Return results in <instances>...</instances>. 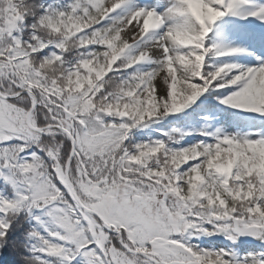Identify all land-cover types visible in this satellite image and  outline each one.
<instances>
[{
    "label": "snow or ice",
    "instance_id": "1",
    "mask_svg": "<svg viewBox=\"0 0 264 264\" xmlns=\"http://www.w3.org/2000/svg\"><path fill=\"white\" fill-rule=\"evenodd\" d=\"M0 184L8 264H264V3L0 0Z\"/></svg>",
    "mask_w": 264,
    "mask_h": 264
},
{
    "label": "trees",
    "instance_id": "2",
    "mask_svg": "<svg viewBox=\"0 0 264 264\" xmlns=\"http://www.w3.org/2000/svg\"><path fill=\"white\" fill-rule=\"evenodd\" d=\"M50 2V0H49ZM242 22L236 21L231 17H224L221 18L220 21H217V24L223 28L227 26L231 33L233 35H251L252 33L248 32L244 29ZM211 35V34H210ZM245 43H248L245 41ZM224 60H227L229 62H239L243 63L244 60L242 58V55L232 56V57H224L221 58ZM195 107V106H194ZM223 107H220V109H217V112L222 113ZM186 112H193V109L186 110ZM217 119H223L222 116H218ZM239 119H248L247 117H240ZM257 124H260L261 121H256ZM203 121H201L199 118H195L194 116L186 115L185 113H179L175 114L172 117L163 118L157 121H153L148 125L146 128H139L137 129V134L135 137H133L134 142L139 140H155V139H164L167 140L168 136H162L161 131L164 133H168L169 135L173 136L176 139H179V144H173V147H180L184 146L185 144L189 143H195L197 140V131L202 126ZM215 127L224 126L227 127L226 124H214ZM177 130V131H173ZM191 131L192 135L187 136L184 135L181 138V134L184 132ZM202 139V138H200ZM0 187H3L2 184H0ZM20 223H22V228L24 231H27L31 224L22 216L20 218ZM200 246L201 247H222L225 244H227V241L219 242L214 239V237H201L200 238ZM211 242V243H210ZM249 247H255L253 245ZM0 264H8V258L5 257L3 254H0Z\"/></svg>",
    "mask_w": 264,
    "mask_h": 264
},
{
    "label": "rangeland",
    "instance_id": "3",
    "mask_svg": "<svg viewBox=\"0 0 264 264\" xmlns=\"http://www.w3.org/2000/svg\"><path fill=\"white\" fill-rule=\"evenodd\" d=\"M259 2H260V3H264V0H259ZM236 18H237V17H236ZM237 19H239V18H237ZM249 19L253 20L254 18L249 17ZM249 21H250V20H249ZM250 24L255 25V28H256V29H254V30H256L257 33H259V32L261 31V27H260V25H259V22L255 21V22H252V23H250ZM253 43H254V42H253Z\"/></svg>",
    "mask_w": 264,
    "mask_h": 264
},
{
    "label": "water",
    "instance_id": "4",
    "mask_svg": "<svg viewBox=\"0 0 264 264\" xmlns=\"http://www.w3.org/2000/svg\"><path fill=\"white\" fill-rule=\"evenodd\" d=\"M216 240L218 241H224V237L223 236H219V237H214Z\"/></svg>",
    "mask_w": 264,
    "mask_h": 264
}]
</instances>
